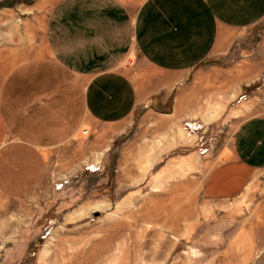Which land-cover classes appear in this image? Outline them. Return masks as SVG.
I'll use <instances>...</instances> for the list:
<instances>
[{"label": "rangeland", "instance_id": "rangeland-1", "mask_svg": "<svg viewBox=\"0 0 264 264\" xmlns=\"http://www.w3.org/2000/svg\"><path fill=\"white\" fill-rule=\"evenodd\" d=\"M55 2L0 0L1 64L45 53ZM242 45L223 62L203 61L183 84L185 98L174 100V86L164 103L152 89L160 74L133 53L125 58L119 69L146 101L125 125L84 127L79 164L49 162L40 182H14L10 196L0 195V264H227L228 239L239 228L238 240L249 236L242 227L255 243L248 264H264V170L245 172L236 196L203 195L207 176L233 161L236 125L264 113V76L241 88L226 76L241 67Z\"/></svg>", "mask_w": 264, "mask_h": 264}, {"label": "crops", "instance_id": "crops-1", "mask_svg": "<svg viewBox=\"0 0 264 264\" xmlns=\"http://www.w3.org/2000/svg\"><path fill=\"white\" fill-rule=\"evenodd\" d=\"M44 38L45 53L0 62V195L10 196L14 182H40L49 162L81 160L84 127H120L133 117L148 95L119 69L131 53L160 74L152 89L161 103L174 86V100L184 99L190 72L230 58L235 42L243 62L226 71L228 81L241 88L264 76V0H56ZM231 152L233 161L207 176L206 198L236 196L245 172L264 170V113L239 121ZM239 229L222 251L227 264H248L255 252L251 233L242 227L249 236L238 240Z\"/></svg>", "mask_w": 264, "mask_h": 264}, {"label": "built area", "instance_id": "built-area-1", "mask_svg": "<svg viewBox=\"0 0 264 264\" xmlns=\"http://www.w3.org/2000/svg\"><path fill=\"white\" fill-rule=\"evenodd\" d=\"M81 134L82 135H87L88 134V130L86 128H83L81 130ZM86 169L89 170V171L94 172V171H97L99 169V167L98 166H94V168H91V166L88 165V166H86Z\"/></svg>", "mask_w": 264, "mask_h": 264}]
</instances>
